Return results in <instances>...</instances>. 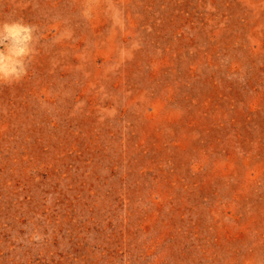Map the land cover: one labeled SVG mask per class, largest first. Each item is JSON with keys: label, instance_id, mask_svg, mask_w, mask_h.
Masks as SVG:
<instances>
[{"label": "rangeland", "instance_id": "obj_1", "mask_svg": "<svg viewBox=\"0 0 264 264\" xmlns=\"http://www.w3.org/2000/svg\"><path fill=\"white\" fill-rule=\"evenodd\" d=\"M0 264H264V0H0Z\"/></svg>", "mask_w": 264, "mask_h": 264}, {"label": "clouds", "instance_id": "obj_2", "mask_svg": "<svg viewBox=\"0 0 264 264\" xmlns=\"http://www.w3.org/2000/svg\"><path fill=\"white\" fill-rule=\"evenodd\" d=\"M34 26L0 23V81L19 80L26 74V62L34 54Z\"/></svg>", "mask_w": 264, "mask_h": 264}]
</instances>
